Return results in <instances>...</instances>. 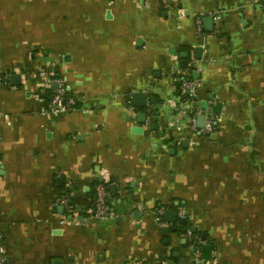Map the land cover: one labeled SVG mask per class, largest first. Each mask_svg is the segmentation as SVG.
I'll return each mask as SVG.
<instances>
[{"label": "crops", "instance_id": "obj_1", "mask_svg": "<svg viewBox=\"0 0 264 264\" xmlns=\"http://www.w3.org/2000/svg\"><path fill=\"white\" fill-rule=\"evenodd\" d=\"M0 78L6 264H264L263 3L0 0Z\"/></svg>", "mask_w": 264, "mask_h": 264}, {"label": "built area", "instance_id": "obj_2", "mask_svg": "<svg viewBox=\"0 0 264 264\" xmlns=\"http://www.w3.org/2000/svg\"><path fill=\"white\" fill-rule=\"evenodd\" d=\"M259 3H264V0H257ZM199 24V22H198ZM5 81L0 78V86L4 85ZM194 87V83L189 81V80H185L182 82V85L180 87V98L184 95H187V92H190V90ZM65 89H63L62 87H60L55 94H53L50 102H49V106H48V113L51 116H59V115H63V114H67L69 112H73L77 110V101L73 96H68L65 98ZM0 116H2L5 120H8V116L5 114H1ZM213 131V124L211 122H208L204 129L202 130L203 134H209ZM2 167V163L0 160V169ZM95 200H94V204H93V212H94V216L97 220L102 221L105 218L106 215V191L105 188L102 184H98L95 187ZM58 205H62L63 207L66 208V212L68 214H73V208L72 206L69 204L68 200L64 199V198H59L57 200ZM0 264H6V260L4 257V248H3V244L1 242V234H0Z\"/></svg>", "mask_w": 264, "mask_h": 264}, {"label": "water", "instance_id": "obj_3", "mask_svg": "<svg viewBox=\"0 0 264 264\" xmlns=\"http://www.w3.org/2000/svg\"><path fill=\"white\" fill-rule=\"evenodd\" d=\"M15 78H12V80L15 79ZM53 89H56V88L53 87ZM188 93L189 92H187L186 94H188ZM146 99H147L146 94L141 93V92H136V93L131 95V103H132V105H134L135 107H138L139 109H144L146 107ZM192 101H193V104H192L193 108L198 106V108L201 109V110L205 111L207 109V105H206L205 102L196 104V101H195L194 98H192ZM139 118L141 119L142 123L146 122V114H143V113L140 114ZM199 120L203 121V123L201 122L202 124L199 126V128H203L204 124H205V118L202 116V117L199 118ZM155 129H156V126L154 124L153 126H151V130H155ZM132 132H134L136 134H140L141 130L135 128V129L132 130ZM160 136H162V134H160Z\"/></svg>", "mask_w": 264, "mask_h": 264}, {"label": "trees", "instance_id": "obj_4", "mask_svg": "<svg viewBox=\"0 0 264 264\" xmlns=\"http://www.w3.org/2000/svg\"><path fill=\"white\" fill-rule=\"evenodd\" d=\"M263 4H264V3H263ZM68 96H70V95H69V93L66 92V93H65V98L68 97ZM184 98L187 99V97H184ZM95 186H96V185H95ZM95 186H94V189L92 190V199H93V202H94V200H95V193H96V192H95Z\"/></svg>", "mask_w": 264, "mask_h": 264}]
</instances>
